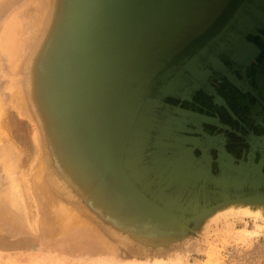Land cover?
Listing matches in <instances>:
<instances>
[{
  "label": "rangeland",
  "instance_id": "374dc122",
  "mask_svg": "<svg viewBox=\"0 0 264 264\" xmlns=\"http://www.w3.org/2000/svg\"><path fill=\"white\" fill-rule=\"evenodd\" d=\"M73 15L72 0H0V36L15 29L14 45L0 39V264H264V214L217 207L184 220L140 200L103 157L84 176L63 168L65 156H106L131 70L115 87L75 85Z\"/></svg>",
  "mask_w": 264,
  "mask_h": 264
},
{
  "label": "water",
  "instance_id": "95a60500",
  "mask_svg": "<svg viewBox=\"0 0 264 264\" xmlns=\"http://www.w3.org/2000/svg\"><path fill=\"white\" fill-rule=\"evenodd\" d=\"M72 1L74 17L65 29L70 32L66 43L78 56L73 63L80 71L75 85L88 77L95 85L115 87L116 74L131 67L117 108L120 121L116 119L114 126H108V138H104L106 156L94 157V162L99 165L103 157L109 170L140 200L184 220L200 218L222 205L263 198L264 193L259 192L252 196L237 194L246 183L250 189L262 185L257 181L261 172L251 174L259 172L251 161L236 166L232 156H218L220 174L214 176L211 157L197 158L190 147L177 156H142L150 136L145 118L148 110L142 106L145 88L176 54L213 24L229 0ZM130 1H137V13L129 9ZM104 18L108 25H103ZM132 21L137 23L132 26ZM107 56L109 62L105 61ZM109 63V68L102 69ZM117 114L113 112L114 119ZM184 143L194 145L189 138ZM206 184L219 189L214 192L215 198L204 196Z\"/></svg>",
  "mask_w": 264,
  "mask_h": 264
},
{
  "label": "flooded vegetation",
  "instance_id": "af4514ba",
  "mask_svg": "<svg viewBox=\"0 0 264 264\" xmlns=\"http://www.w3.org/2000/svg\"><path fill=\"white\" fill-rule=\"evenodd\" d=\"M142 106L150 134L142 156H177L190 147L197 158L211 157L214 176L218 156H232L236 166L251 161L262 185L246 183L237 194L264 193V0H229L151 80ZM218 190L206 184L204 196Z\"/></svg>",
  "mask_w": 264,
  "mask_h": 264
},
{
  "label": "bare ground",
  "instance_id": "6f19581e",
  "mask_svg": "<svg viewBox=\"0 0 264 264\" xmlns=\"http://www.w3.org/2000/svg\"><path fill=\"white\" fill-rule=\"evenodd\" d=\"M10 25V24H9ZM14 25L13 26H9V29L8 30H6L5 32L3 31V34H2V36H0V39H3L4 40V42L6 43V41L7 42H9L8 44V46H10V44H11V46L12 45H14V36H13V32H14ZM3 42V41H2ZM18 45V44H17ZM6 48V47H5ZM7 50V49H6ZM15 50V49H14ZM187 86V85H186ZM15 92V91H14ZM23 97V96H22ZM21 97V98H22ZM20 98V99H21ZM22 100H24V99H22ZM25 101V100H24ZM23 102V101H22ZM24 103V102H23ZM26 104V103H25ZM24 104V105H25ZM27 105V104H26ZM24 110V109H23ZM207 143V142H206ZM207 145H208V143H207ZM40 162V161H39ZM38 165V164H37ZM33 169H34V171H35V169H36V167L34 168L33 167ZM39 170V169H38ZM43 170V169H42ZM33 171V170H32ZM37 171V170H36ZM34 173L36 174V173H38V172H33V174L32 175H34ZM31 175V176H32ZM38 175V174H37ZM42 176V175H41ZM11 177H12V175H11ZM17 177V176H16ZM37 177V176H36ZM39 177H40V175H39ZM38 177V178H39ZM15 178V177H14ZM42 178V177H41ZM40 179V178H39ZM15 180V179H14ZM38 180V179H37ZM41 180V179H40ZM42 180H44L45 181V179H43L42 178ZM35 181H36V179H35ZM43 181V182H44ZM37 182H39V181H37ZM13 183V182H12ZM40 184H42V182L40 181ZM39 184V185H40ZM44 184H45V182H44ZM43 184V185H44ZM46 185V184H45ZM45 187V186H44ZM43 187V188H44ZM41 189V188H40ZM47 189V188H46ZM45 189V190H46ZM15 190V189H14ZM16 191V190H15ZM14 191V192H15ZM47 191H48V189H47ZM13 192V193H14ZM18 192V191H17ZM43 192V191H42ZM45 192V191H44ZM50 192H48V194H49ZM21 195V194H20ZM50 195V194H49ZM18 196V195H17ZM45 196V195H44ZM16 197V196H15ZM20 198V197H19ZM44 198V197H43ZM45 199V198H44ZM16 200V199H15ZM20 200H21V198H20ZM46 200V199H45ZM18 203V202H17ZM60 206V205H59ZM62 207V206H61ZM45 208V207H44ZM44 208H43V210H44ZM64 208V207H63ZM220 208H222V209H224V211H226L228 214L229 213H234L235 214V212H240L242 215H245V216H249V215H254L255 217H261L262 216V214H264V197L263 198H259V199H257V200H255V201H240V202H235V203H230V204H226V205H222V206H220L219 207V209H217L218 211L220 210ZM70 210V209H69ZM63 211V210H62ZM218 211H216V213L218 212ZM223 212V211H222ZM70 213V212H69ZM69 213H68V217H69ZM45 214V213H44ZM46 214H48V213H46ZM60 214H61V212H60ZM65 214V213H64ZM66 214H67V210H66ZM65 214V215H66ZM71 214V213H70ZM65 215H63L64 217H66ZM226 215V214H225ZM63 216L61 217V218H63ZM223 216H224V214H223ZM233 216V215H232ZM67 217V218H68ZM79 217V216H78ZM78 217H76V218H78ZM235 217V216H234ZM73 218V220H74V217H72ZM80 219V218H79ZM49 220V219H48ZM62 220V219H61ZM65 221L67 220V219H64ZM73 220H71V221H73ZM82 220V219H81ZM80 221V220H79ZM78 220H76V223L77 222H79ZM67 222V221H66ZM74 222H75V220H74ZM85 222V221H84ZM71 223V222H70ZM69 223V224H70ZM75 223V224H76ZM80 223V222H79ZM82 223V222H81ZM78 224V223H77ZM24 225H25V223H24ZM70 227V226H69ZM247 232H248V235H251V236H253L254 234H255V232L254 231H251V230H247Z\"/></svg>",
  "mask_w": 264,
  "mask_h": 264
},
{
  "label": "crops",
  "instance_id": "0c3cea01",
  "mask_svg": "<svg viewBox=\"0 0 264 264\" xmlns=\"http://www.w3.org/2000/svg\"><path fill=\"white\" fill-rule=\"evenodd\" d=\"M94 158V156H91V157H89V158H75V157H73V156H65V157H63L62 159H61V161H63L64 162V167L63 168H65L66 169V171L68 170V169H72L74 172L76 171L77 172V170H80V172L78 171V175H80V176H84L85 175V173L86 172H88L89 170H87L86 172H85V163L86 162H88V161H92V163H94V160L95 159H93ZM78 163V164H77ZM79 163H80V165H79ZM54 166H56V164L54 163ZM78 168V169H77Z\"/></svg>",
  "mask_w": 264,
  "mask_h": 264
}]
</instances>
